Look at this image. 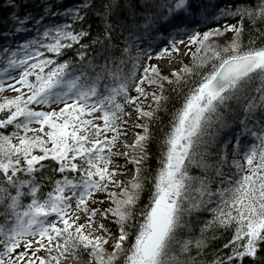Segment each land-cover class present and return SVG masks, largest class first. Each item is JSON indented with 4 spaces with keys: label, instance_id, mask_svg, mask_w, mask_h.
I'll use <instances>...</instances> for the list:
<instances>
[{
    "label": "snow or ice",
    "instance_id": "snow-or-ice-1",
    "mask_svg": "<svg viewBox=\"0 0 264 264\" xmlns=\"http://www.w3.org/2000/svg\"><path fill=\"white\" fill-rule=\"evenodd\" d=\"M0 9V264H264V0Z\"/></svg>",
    "mask_w": 264,
    "mask_h": 264
},
{
    "label": "trees",
    "instance_id": "trees-1",
    "mask_svg": "<svg viewBox=\"0 0 264 264\" xmlns=\"http://www.w3.org/2000/svg\"><path fill=\"white\" fill-rule=\"evenodd\" d=\"M33 2H34V3H39V0H33ZM62 2L65 3V4L71 5V4L75 3L76 0H62ZM6 15H7V13H6L5 11H3L2 9H0V17L6 16ZM0 31H2V28H0ZM246 39H247V38H245V42H246ZM0 43H3V41L0 40ZM191 61H192V60H191ZM191 61H189V62L184 61L183 63H189V64H190ZM6 94H9V95H10V94H12V93H6ZM163 119H164V123L167 124V117L165 116V117H163ZM161 134H162V131H161V132H157L156 135H157V137H159ZM158 151H159L158 147H157L156 145H153V146H152L153 159L150 161V166H151L152 168H156V167L158 166V165H157V160H156V154L158 153ZM49 174H50V173H45V175H49ZM194 174H195V172H194ZM226 174H227V172H226ZM46 190H47V189H45V191H46ZM143 199H144L145 201L147 200V193H145V196L143 197ZM24 202L27 203L28 200L25 199ZM0 211H2V209H0ZM2 222H3V217H0V223H2ZM228 238H230V233H225V234L223 235V237H222L220 240H217L215 243H213V245H212V249H215V248H219V247H221L222 244L225 243V242L227 241ZM212 249H210V251H211ZM109 250H111V249H109ZM40 254L43 255L44 253L41 252Z\"/></svg>",
    "mask_w": 264,
    "mask_h": 264
},
{
    "label": "rangeland",
    "instance_id": "rangeland-1",
    "mask_svg": "<svg viewBox=\"0 0 264 264\" xmlns=\"http://www.w3.org/2000/svg\"><path fill=\"white\" fill-rule=\"evenodd\" d=\"M229 35H231V34H229ZM192 51L193 52L195 51V47L192 48ZM179 56H180L179 60L181 59V60L186 61V62H189V61L192 60V55L188 52L187 48H185L184 46H181V52H180ZM153 63H158V61L154 60ZM160 63H162L165 67H170V66L180 67L183 62L181 63V61H180V62L177 63L176 61L164 60L163 62H160ZM128 139L131 140V137H128ZM128 178H130V176ZM113 239H115V238H113ZM84 262H78V263L75 262V263H77V264H82L83 263L84 264ZM65 263H68V262L67 261H63L62 262V264H65Z\"/></svg>",
    "mask_w": 264,
    "mask_h": 264
}]
</instances>
